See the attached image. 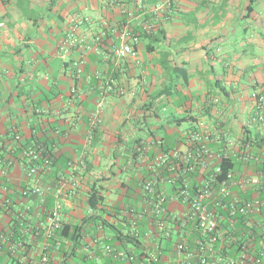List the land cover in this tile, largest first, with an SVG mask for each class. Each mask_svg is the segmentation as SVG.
Wrapping results in <instances>:
<instances>
[{"label":"crops","instance_id":"crops-1","mask_svg":"<svg viewBox=\"0 0 264 264\" xmlns=\"http://www.w3.org/2000/svg\"><path fill=\"white\" fill-rule=\"evenodd\" d=\"M158 3L164 6L146 18V5L134 0H0V232L6 234L4 241L0 237V264H19L9 252L19 240L27 245L18 254L38 258L40 238L30 230L53 196L22 193L34 183L26 168L27 151L36 142L54 161L40 183L61 188L62 219L82 225L77 251L88 264L113 261L102 242L138 254L154 246L156 239L146 234L150 204L143 183L155 172L157 155L171 163L174 153H194L205 145L210 156L201 163L203 172L225 156L235 160L237 177L261 176L258 153L243 141L264 136L253 98L264 88V0ZM75 17L87 20L76 23ZM147 22L154 23L156 39L142 32ZM73 24L89 49L63 47ZM126 27L139 34L137 56L117 62L111 48L125 40ZM103 77L113 78L120 91H106ZM245 147L253 156L249 161L241 158ZM157 191L167 195L170 214L182 213L169 183L159 181ZM91 192L100 201L94 208L87 205ZM232 192L260 201L261 211L250 216V224L264 225V189L235 186ZM133 220L138 241L121 244L115 235L130 232ZM166 227L162 264H175L177 242L195 255L201 233L171 219ZM89 250L97 259L88 257Z\"/></svg>","mask_w":264,"mask_h":264},{"label":"built area","instance_id":"built-area-1","mask_svg":"<svg viewBox=\"0 0 264 264\" xmlns=\"http://www.w3.org/2000/svg\"><path fill=\"white\" fill-rule=\"evenodd\" d=\"M138 5L142 4L141 0H134ZM168 2V0H167ZM163 3H158L153 6V10L157 12L163 7ZM87 18L75 17L73 21L76 23ZM75 24L66 34L63 41V47H76L81 51L90 48V44H86L83 38L75 34ZM153 30V24L147 22L142 26L143 33H150ZM102 37V31H99L94 36L93 40L98 44ZM121 38H125L119 44L111 48V58L119 61L126 57L136 58L137 49L135 44L138 42L139 34L130 27H126L121 32ZM82 55V54H81ZM83 55L76 63L75 72H82L84 63ZM97 78H101V74L96 73ZM104 89L106 91H120L115 80L110 77H103ZM102 79V80H103ZM253 98L256 102L255 119L258 122L264 121V88L255 91ZM102 108V102H99L97 109L93 114V120L98 118ZM198 126L203 129L204 123L199 122ZM174 160L167 163V157L164 154L156 156L154 165L155 172L149 180L143 183V192L148 198L150 210L148 215V225L146 234L153 236L156 240L152 248H148L141 254L135 253L131 249L117 247L109 243H103L104 252L112 258L111 263L107 264H153L157 261V254L160 252L162 245V237H167L170 233L166 227L167 220H177L179 225L184 227L187 223L192 224L204 237L196 240L197 248L195 255L187 251V246L184 242H177L173 247L175 253V264H263L264 263V225H261L262 235L259 237L257 247L253 245V241L258 237L257 234L251 237L246 235V239L241 243V248L236 255H229L223 252V243L221 242L223 230L221 223L223 221L232 222L234 216L240 215L250 223V216L255 213H260V201L258 199H240L236 197L232 188L235 186H249L264 189V171H261L260 177H237L233 170H227L222 177H219L220 168L216 166L210 170L197 186V188L189 189L186 185L175 190L176 199L182 204L183 211L181 214H170L167 209V195L157 191L159 181L173 183L174 175L176 174L175 163L180 161L188 165V170L192 169L195 155L188 151L186 153L176 152L173 154ZM198 161L205 165L210 153L205 145L200 146L196 150ZM253 156L249 154L248 147H245L241 158L244 161H249ZM28 162L33 161V164L28 165L26 174L33 178V184L23 190V195H36L40 198L45 197L47 192L52 193V205L49 209H45L44 213L33 227L31 233L33 238H40V246L38 250V258L32 260L23 254H18L17 249L24 250L26 242L19 240L15 245L9 247V252L19 264H54L56 257L59 256L62 249L65 250L66 245L63 243V238L59 235L62 230L64 221L61 216V204L58 200L62 194L59 187L51 188L40 183V175L49 168L50 159L43 158L41 162L40 152L35 148H30L27 151ZM166 167L167 176H162V169ZM186 169V170H187ZM51 190V191H49ZM144 212V211H143ZM139 217H142V214ZM23 217L20 214L19 218ZM23 230V229H22ZM164 231V236L161 234ZM134 238L138 239L140 230L135 220L131 223L129 232ZM5 232H0V237L5 239ZM9 236L13 235L10 230ZM97 243L98 240H94ZM90 258L95 257L93 250H89ZM97 259V257H95Z\"/></svg>","mask_w":264,"mask_h":264},{"label":"trees","instance_id":"trees-1","mask_svg":"<svg viewBox=\"0 0 264 264\" xmlns=\"http://www.w3.org/2000/svg\"><path fill=\"white\" fill-rule=\"evenodd\" d=\"M143 2V5H146L145 10L146 12V18H153L154 15L149 13L153 9L150 8L151 5H154L157 3L159 0H141ZM252 1V0H251ZM250 6V4H249ZM154 23H153V30L146 34L144 33L145 36L149 38H157L159 35L158 32H155L154 28ZM135 30V28L133 29ZM256 114V113H255ZM249 142L252 146V150H255L256 157L258 158L257 161H255L256 164H261L264 165V136H258L256 135L255 137L251 138L245 137L244 141ZM42 143L36 142L31 148H35L36 150H39L40 152V157L41 162H43V158L47 157L50 159L49 162V168L53 165V157L50 152V150L47 149ZM195 155V160H193V166L191 170H188V165H185L183 162H176V174L173 176L174 177V182L169 183L171 185L172 191L175 192L179 187L186 185L189 189H194L197 188V186L200 184L204 177H206L207 174L210 173L211 169H214L216 166H219L220 168V173L219 177H222L224 173L227 170H233L235 167L236 163L235 160L232 157H225L222 156L220 161L213 162L212 165L209 167V170L207 172H203L201 168V163L198 161V157L196 156V152L193 153ZM33 164V161L28 162V165ZM187 169V170H186ZM264 171V167L260 171ZM166 167L162 169V176L168 175L169 173L165 172ZM170 175V174H169ZM200 177V178H199ZM261 192V191H260ZM261 195V193H260ZM100 203L99 197L96 192H91L88 195L87 199V205L90 207L94 208ZM91 219V216L88 217V220ZM177 226L180 228H185L189 223L186 224V226L182 227L179 225V222L176 220ZM191 227L198 231L196 228L190 224ZM221 228L223 230V236L221 239V242L223 243V252L227 253L229 255H236L239 250L241 243L246 239V235L248 237L254 236L257 234V238L253 241V245L257 247L258 245V240L259 237L262 235L261 233V228H256L254 225L248 223L243 216L236 215L233 218L232 222H227L223 221L221 223ZM13 232V231H12ZM59 235L63 238V243L67 246V250L61 251L59 253V260H56L54 264H74V262H79V263H84L88 264L87 262V256L86 255H80L78 253V246L81 243V236H82V225L81 224H67L64 223L62 230L59 232ZM115 238L119 240L121 244L129 243V242H137L138 240L134 238L132 235L129 234V232H126L123 234L122 232L120 234H116ZM136 240V241H135ZM163 240V238L161 239ZM110 244V243H109ZM112 244V243H111ZM113 245V244H112ZM164 251V250H163ZM187 251H189L188 246H187ZM175 256V253H173ZM162 248L160 252L157 254V261H155L153 264H162ZM173 257V256H172ZM72 261V262H71Z\"/></svg>","mask_w":264,"mask_h":264}]
</instances>
